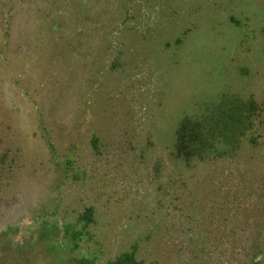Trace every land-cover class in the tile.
Here are the masks:
<instances>
[{"label":"rangeland","instance_id":"374dc122","mask_svg":"<svg viewBox=\"0 0 264 264\" xmlns=\"http://www.w3.org/2000/svg\"><path fill=\"white\" fill-rule=\"evenodd\" d=\"M236 94L257 143L175 161L180 121ZM89 207L96 264H264V0H0V264L53 263Z\"/></svg>","mask_w":264,"mask_h":264},{"label":"trees","instance_id":"16d2710c","mask_svg":"<svg viewBox=\"0 0 264 264\" xmlns=\"http://www.w3.org/2000/svg\"><path fill=\"white\" fill-rule=\"evenodd\" d=\"M258 110L259 104L254 97L243 98L236 94L222 98L208 113L185 116L176 130L173 159L193 167L225 156H234L245 140L256 144L257 137L252 135V130L256 125ZM93 214L94 209L89 207L77 217L75 223H66L62 238L57 237L60 232L57 224L51 225L52 237L46 243L48 259L51 257L48 261L96 264V257L74 253L85 241V232L93 220ZM106 264L146 263L136 257L134 249L121 253Z\"/></svg>","mask_w":264,"mask_h":264}]
</instances>
